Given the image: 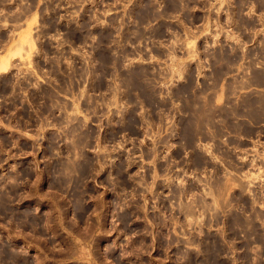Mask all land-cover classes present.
Segmentation results:
<instances>
[{"label": "rangeland", "instance_id": "374dc122", "mask_svg": "<svg viewBox=\"0 0 264 264\" xmlns=\"http://www.w3.org/2000/svg\"><path fill=\"white\" fill-rule=\"evenodd\" d=\"M0 63V264H264V0H0Z\"/></svg>", "mask_w": 264, "mask_h": 264}, {"label": "flooded vegetation", "instance_id": "af4514ba", "mask_svg": "<svg viewBox=\"0 0 264 264\" xmlns=\"http://www.w3.org/2000/svg\"><path fill=\"white\" fill-rule=\"evenodd\" d=\"M250 99H251V98H250ZM252 100H253V99H252ZM254 108H255V107H254ZM254 108H253V111H251V113H253V112H254V113H257V112H256L257 110H255ZM252 132H253V131H252ZM250 139H251V137H250ZM251 140H252V139H251ZM251 140H249V141H251ZM251 142H252V141H251ZM246 150L250 151V150H253V148L251 149V148L249 147V148L246 149ZM228 153H230V152H228Z\"/></svg>", "mask_w": 264, "mask_h": 264}, {"label": "bare ground", "instance_id": "6f19581e", "mask_svg": "<svg viewBox=\"0 0 264 264\" xmlns=\"http://www.w3.org/2000/svg\"><path fill=\"white\" fill-rule=\"evenodd\" d=\"M26 42H27V41H26ZM1 62H2V61H1ZM3 63H4V62H3ZM3 63H2V64H3ZM0 64H1V63H0ZM4 64H5V63H4ZM4 64H3V65H4ZM0 68H1V67H0ZM4 71H5V70H4Z\"/></svg>", "mask_w": 264, "mask_h": 264}]
</instances>
